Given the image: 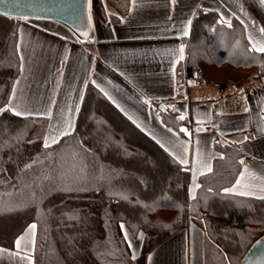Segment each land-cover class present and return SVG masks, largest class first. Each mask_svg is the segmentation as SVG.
Wrapping results in <instances>:
<instances>
[{"label": "trees", "instance_id": "trees-1", "mask_svg": "<svg viewBox=\"0 0 264 264\" xmlns=\"http://www.w3.org/2000/svg\"><path fill=\"white\" fill-rule=\"evenodd\" d=\"M105 1L113 22L130 10L131 0ZM28 20L0 13V230L10 229L0 246L15 248L35 223L34 264H148L150 252L195 222L205 229V264H241L264 235V198L223 191L240 175L243 154L219 146L223 157L190 197L189 170L91 83L72 131L45 147L34 137L36 118L9 108L22 64L19 27ZM230 25L214 11L194 18L187 74L212 66L264 76V53L250 50L240 21ZM160 110L180 128L175 113ZM125 227L143 233L139 246L125 239Z\"/></svg>", "mask_w": 264, "mask_h": 264}, {"label": "crops", "instance_id": "crops-1", "mask_svg": "<svg viewBox=\"0 0 264 264\" xmlns=\"http://www.w3.org/2000/svg\"><path fill=\"white\" fill-rule=\"evenodd\" d=\"M206 11L230 24L237 19L247 39L251 34L264 40L261 0H131L118 22L112 21L117 13L105 0H91V23L79 33L55 20L29 19L19 27L22 64L9 108L45 120L52 143L61 131H72L91 83L189 170L194 192L200 176L223 157L219 146H232L243 154L244 175L229 192L264 197V76L221 81L202 69L205 83L197 84L196 69L186 71L192 23ZM160 107L176 114L179 129L163 120ZM21 235L19 248L0 246V264H34L35 230L27 227ZM205 235L202 227L190 224L155 248L148 264H205Z\"/></svg>", "mask_w": 264, "mask_h": 264}, {"label": "water", "instance_id": "water-1", "mask_svg": "<svg viewBox=\"0 0 264 264\" xmlns=\"http://www.w3.org/2000/svg\"><path fill=\"white\" fill-rule=\"evenodd\" d=\"M20 4V9L11 17L55 20L77 33L84 32L88 25V0H20ZM3 11V6H0V13ZM160 109L164 110L163 107ZM241 264H264V235L251 246Z\"/></svg>", "mask_w": 264, "mask_h": 264}, {"label": "snow or ice", "instance_id": "snow-or-ice-1", "mask_svg": "<svg viewBox=\"0 0 264 264\" xmlns=\"http://www.w3.org/2000/svg\"><path fill=\"white\" fill-rule=\"evenodd\" d=\"M261 3H264V0H261ZM90 5H91V0H89V16H88V20H89V23H91V12H90ZM0 6H3L4 8V11H3V15L4 16H7V17H11L12 13L14 11H17L20 9L21 7V4H20V0H0ZM26 19V17H25ZM190 23V21H189ZM220 23H225V24H229V27L231 26L230 23L227 21V20H224L223 18H221L220 20ZM259 32L261 33L262 36H264V27H261L259 29ZM183 34L184 35H187L188 34V28H187V25L185 26L184 28V31H183ZM86 35V33H85ZM249 42L251 44V49L250 50H254L255 52H259V53H264V40H255L251 34H249ZM184 58V46L183 45H180V48H179V59H183ZM103 91V90H102ZM107 95V93H105ZM2 110V109H0ZM247 110V109H245ZM21 114H25V113H21L20 111H17L16 112V115H21ZM48 115H51V113L49 112ZM181 119H183V117H181ZM67 127H71V124L69 123L67 125ZM181 131H187L186 129H181ZM60 135H67V131H61L59 133ZM55 142V140L53 141ZM44 146L45 147H48V142H47V139H45L44 141ZM182 163H187V161H182ZM241 163H243V161H241ZM208 167V170L210 171L211 168L210 166H207ZM244 173H241V176H243ZM241 181L240 180H237V184H240ZM245 187H247V185H245ZM235 189H229V188H225L223 189L224 192H229V191H234ZM211 191V190H209ZM242 195H250L251 193L250 192H243L241 193ZM261 198H264V197H261ZM121 227L123 228V225H121ZM36 228V225L35 224H31L28 226V230L29 231H33L35 230ZM24 236L21 235L19 237L16 238V241H15V244H16V247L19 248L20 245H21V242L24 240ZM125 239H127V235H125ZM259 243V242H258Z\"/></svg>", "mask_w": 264, "mask_h": 264}, {"label": "rangeland", "instance_id": "rangeland-1", "mask_svg": "<svg viewBox=\"0 0 264 264\" xmlns=\"http://www.w3.org/2000/svg\"><path fill=\"white\" fill-rule=\"evenodd\" d=\"M220 46H221V48L223 49V48H225L226 46L224 45V43L222 42V43H220ZM200 47L201 48H203V42L201 43V45H200ZM203 68H196V72L197 73H202L203 72V70H202ZM205 70V72H206V74H207V72L211 75V77L213 78V79H217V80H221V81H228V80H226V78H227V75H229V74H232V75H234L235 73H236V71H234V69L232 68V67H227V69L225 68V69H222V70H217V69H215V67H209V68H206V69H204ZM195 72V73H196ZM234 73V74H233ZM236 76H239V75H236L235 74V76H232V78H231V80H233V79H235V77ZM239 79H240V81L242 82V81H245V80H247L245 77H239ZM35 118V117H34ZM36 120L38 121V125H37V128H36V132L34 133V137H40V138H43L44 139V141H45V139H47V137H46V134H47V132H48V127L45 125V120H43V119H37L36 118ZM48 142V144H50V142L49 141H47ZM191 178V177H190ZM189 185H191V179H190V184ZM194 191L192 190V189H190L189 188V194H190V197H193V195H194ZM31 224H35V223H31ZM30 224V225H31ZM190 224H197V223H195V222H191V223H189V225L186 227V228H188L189 226H190ZM36 225V224H35ZM197 225H199L200 227H202L203 228V230H204V232H205V229H204V227L201 225V224H197ZM5 227V226H4ZM6 228V227H5ZM185 229V228H184ZM9 231L10 229L8 228V229H2V230H0V233H2V232H5V231ZM183 230V229H182ZM124 231H125V233H126V235H127V238L129 239L128 240V242L132 245V247H136V245H140V240H141V238H142V235H143V233H141V234H139L138 236H133L129 231H128V229L125 227L124 228ZM181 231V230H180ZM180 231H178V232H180ZM24 232V231H23ZM22 232V233H23ZM177 232V233H178ZM21 233V234H22ZM177 233H175L174 235H176ZM20 234V235H21ZM35 235H36V228H35ZM173 235V236H174ZM171 238V237H170ZM169 238V239H170ZM151 253V252H150ZM149 253V254H150ZM148 257H149V255H148Z\"/></svg>", "mask_w": 264, "mask_h": 264}, {"label": "built area", "instance_id": "built-area-1", "mask_svg": "<svg viewBox=\"0 0 264 264\" xmlns=\"http://www.w3.org/2000/svg\"><path fill=\"white\" fill-rule=\"evenodd\" d=\"M194 81L197 83V84H204L205 83V80L203 77H201L200 73H195L194 75Z\"/></svg>", "mask_w": 264, "mask_h": 264}]
</instances>
